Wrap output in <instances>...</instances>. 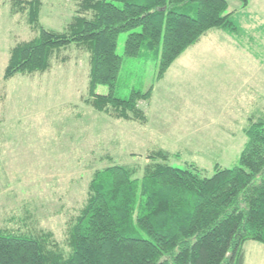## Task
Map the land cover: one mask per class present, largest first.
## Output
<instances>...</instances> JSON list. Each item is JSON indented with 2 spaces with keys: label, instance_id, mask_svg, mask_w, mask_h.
Returning a JSON list of instances; mask_svg holds the SVG:
<instances>
[{
  "label": "rangeland",
  "instance_id": "obj_1",
  "mask_svg": "<svg viewBox=\"0 0 264 264\" xmlns=\"http://www.w3.org/2000/svg\"><path fill=\"white\" fill-rule=\"evenodd\" d=\"M13 1L0 0L2 228L49 231L67 252L68 229L96 169L122 164L140 176L151 161L147 155L162 149L170 153L171 164L195 165L210 175L214 163L237 162L245 127L264 116V0H249L246 6L227 0L232 24L219 28L229 35L220 37L213 34L217 28L210 29L158 81L152 62L124 58L117 94L153 88L150 97L137 100L147 117L144 123L90 105L89 52L83 45L70 43L56 50L43 72L4 79L11 48L37 34L26 10H17ZM79 12V0H41L39 24L64 31ZM126 36V31L117 36L118 54ZM243 249L244 264H264V244L248 240Z\"/></svg>",
  "mask_w": 264,
  "mask_h": 264
},
{
  "label": "trees",
  "instance_id": "obj_2",
  "mask_svg": "<svg viewBox=\"0 0 264 264\" xmlns=\"http://www.w3.org/2000/svg\"><path fill=\"white\" fill-rule=\"evenodd\" d=\"M248 1L239 0L242 6ZM12 6L26 10L37 34L11 48L4 79L43 72L56 50L83 45L89 52L87 101L141 123L147 117L137 100L150 97L153 88L117 94L124 58L152 62L158 81L203 34L232 24L227 0H79L81 12L64 31L39 24L41 0H14ZM124 31L118 54L117 36ZM244 132L237 162L214 163L210 175L195 165L171 164L162 149L147 155L151 161L140 176L122 164L96 169L68 229L67 252L49 231L0 227V264H244V242L264 244V116Z\"/></svg>",
  "mask_w": 264,
  "mask_h": 264
},
{
  "label": "crops",
  "instance_id": "obj_3",
  "mask_svg": "<svg viewBox=\"0 0 264 264\" xmlns=\"http://www.w3.org/2000/svg\"><path fill=\"white\" fill-rule=\"evenodd\" d=\"M215 33H217V34H219V36L221 37L222 35L223 36H227V35H229V32L228 31H225L224 29H220V28H217V29H215V31L213 32V34H215ZM206 34V33H205ZM203 36H205V35H203ZM201 38V37H200ZM199 41V40H198ZM198 43V42H197ZM195 44V43H194ZM195 49V48H194ZM193 49V50H194ZM193 50L191 51V53L193 52ZM190 53V54H191ZM261 247H259V250H261L260 249ZM244 262H245V255H244Z\"/></svg>",
  "mask_w": 264,
  "mask_h": 264
}]
</instances>
